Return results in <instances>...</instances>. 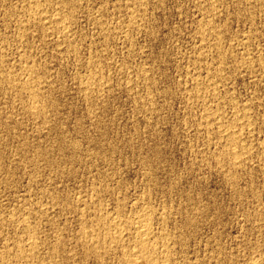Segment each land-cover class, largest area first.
Segmentation results:
<instances>
[{"label":"rangeland","instance_id":"rangeland-1","mask_svg":"<svg viewBox=\"0 0 264 264\" xmlns=\"http://www.w3.org/2000/svg\"><path fill=\"white\" fill-rule=\"evenodd\" d=\"M0 66L2 264H143L142 213L264 264V0H0Z\"/></svg>","mask_w":264,"mask_h":264},{"label":"bare ground","instance_id":"bare-ground-1","mask_svg":"<svg viewBox=\"0 0 264 264\" xmlns=\"http://www.w3.org/2000/svg\"><path fill=\"white\" fill-rule=\"evenodd\" d=\"M39 5V4H38ZM35 10V9H34ZM41 13H42V11H40ZM38 13V12H37ZM38 14H40V13H38ZM32 15V14H31ZM30 15V16H31ZM37 15V14H36ZM34 16V15H33ZM41 16V15H40ZM58 16V15H57ZM35 18H36V16H35ZM55 18V17H54ZM27 19V18H26ZM55 19H57V18H55ZM63 19V18H62ZM132 19V18H131ZM48 20V19H47ZM67 20V19H66ZM29 21H31V20H29ZM59 21V20H58ZM62 20H60V22H61ZM37 22V21H36ZM133 22V21H132ZM35 23V22H34ZM39 23V22H38ZM49 23H51V21L49 22ZM63 23V22H62ZM60 24V23H59ZM64 24V23H63ZM68 24V23H67ZM30 25V24H29ZM52 25V24H51ZM24 26V25H23ZM62 26V25H61ZM67 27V26H66ZM23 28V27H22ZM61 28H63V27H61ZM209 28V27H208ZM25 29V28H24ZM27 29V28H26ZM25 29V30H26ZM59 29V28H58ZM64 29H65V24H64ZM62 31V30H61ZM64 31V30H63ZM63 34H65V33H63ZM68 34V33H67ZM68 36V35H67ZM23 38V37H22ZM207 39V38H206ZM250 64V63H249ZM1 67V66H0ZM2 70V69H1ZM30 73V72H29ZM2 74V73H1ZM211 75V74H210ZM6 76V75H5ZM28 76V75H27ZM30 76V75H29ZM215 76V75H214ZM210 77V76H209ZM208 77V78H209ZM9 78V77H8ZM15 78V77H14ZM31 78V77H30ZM30 78H28V79H30ZM2 79V78H1ZM211 79V78H210ZM10 80H12L11 78L8 80V81H10ZM32 81V80H31ZM202 81H204V80H202ZM14 82H15V80H14ZM13 83V82H12ZM28 83V82H27ZM35 83V82H34ZM204 83H205V81H204ZM214 83V82H213ZM32 84H33V82H32ZM31 84V85H32ZM202 84V83H201ZM200 85V84H199ZM211 85V84H210ZM30 86V85H29ZM203 86V85H202ZM215 86V85H214ZM25 87V86H24ZM208 87V86H207ZM15 88V87H14ZM19 88H21V87H19ZM22 89V88H21ZM24 89V88H23ZM27 89V88H26ZM25 89V90H26ZM214 89V88H213ZM216 89V88H215ZM18 90V89H17ZM29 90H32V89H29ZM207 90V89H206ZM209 90H210V88H209ZM21 91V90H20ZM28 91V90H27ZM33 91V90H32ZM203 91H204V89H203ZM215 91V90H214ZM30 92V91H29ZM27 93V92H26ZM38 93V92H37ZM36 93V94H37ZM197 93V92H196ZM199 93V92H198ZM207 93V92H206ZM200 95V94H199ZM198 95V96H199ZM202 95V94H201ZM38 97V96H37ZM195 97H196V95H195ZM203 98H204V96H203ZM39 99V98H38ZM34 101V100H33ZM32 101V102H33ZM39 103V102H38ZM37 103V104H38ZM39 107V106H38ZM36 111V110H35ZM33 112H34V110H33ZM37 112V111H36ZM242 115V114H241ZM243 116V115H242ZM216 117V116H215ZM214 117V118H215ZM240 117V116H239ZM244 117V116H243ZM244 118H246V117H244ZM243 119V118H242ZM241 121H243V120H241ZM243 122H245V121H243ZM248 123V122H247ZM222 128V127H221ZM224 130L225 131H227L225 128H224ZM223 130V131H224ZM224 131V132H225ZM229 131V130H228ZM231 131V130H230ZM230 131L228 132V133H230ZM220 133H222V130H221V132ZM231 133H232V131H231ZM233 133H236L235 131L233 132ZM226 136H227V132H226V134H225ZM224 135V136H225ZM240 135V134H239ZM232 136V135H231ZM243 136H245V135H243ZM229 137H230V135H229ZM238 137V136H237ZM236 137V138H237ZM233 138V137H232ZM240 138V137H239ZM233 140H234V138H233ZM234 141H236V140H234ZM231 146V145H230ZM243 147H244V145H243ZM242 148V147H241ZM235 152H233L234 153V156H235V158H237L240 154V152H237V151H240V150H234ZM242 151V150H241ZM245 151V150H244ZM243 151V152H244ZM246 152V151H245ZM244 154V153H243ZM232 155V154H231ZM239 158H240V156H239ZM233 160V159H232ZM235 160V159H234ZM237 161V160H236ZM241 161V160H240ZM234 163H235V161H234ZM141 213V212H140ZM146 215L147 214H144L143 215V213H142V215L141 216H139V218H137V220H136V222H135V227H134V231H131V232H134L133 233V235H134V237H135V240H136V244H137V247L135 248V249H137V251H134V254H135V257H137L136 259L137 260H141L142 261V263L143 264H168L167 263V261H169L168 260V256H169V253H168V255H167V253H165V252H163V250L161 251L160 250V246H158V244H156L157 242H158V240H157V242L156 243H154V242H152L151 241V239H150V233H151V231H150V228H149V225H148V223L146 222ZM109 216V215H108ZM117 218V217H116ZM113 219V218H112ZM119 219V218H118ZM105 221V220H104ZM132 221V220H131ZM111 222V221H110ZM123 223V222H122ZM112 224V223H111ZM151 226V225H150ZM122 230V229H121ZM119 231V230H118ZM124 231V230H123ZM123 233V232H122ZM117 234H118V232H117ZM121 234V233H120ZM124 234V233H123ZM132 235V234H131ZM132 235V236H133ZM119 236V235H118ZM117 236V238H119ZM116 237V236H115ZM123 237V236H122ZM165 237V236H164ZM114 238V237H113ZM32 240V239H31ZM114 241H115V239H113ZM112 240V241H113ZM119 240V239H118ZM113 241V242H114ZM116 241H117V239H116ZM118 242V241H117ZM161 242H163L162 240H161ZM104 243V242H103ZM165 243V242H164ZM21 244V243H20ZM31 245H33V244H31ZM161 245V244H160ZM165 245V244H164ZM25 246V245H24ZM169 246V245H168ZM160 247V248H159ZM166 247V246H165ZM32 248V247H31ZM23 249V248H22ZM166 250V249H165ZM34 252V251H33ZM170 252V251H169ZM36 253V252H35ZM15 254H17V253H15ZM133 254V255H134ZM10 255V254H9ZM30 255V254H29ZM23 256H25V255H23ZM28 256V255H27ZM1 259H3V258H1ZM2 262H4V261H2ZM2 262H0L1 264H2ZM131 262V261H130Z\"/></svg>","mask_w":264,"mask_h":264}]
</instances>
